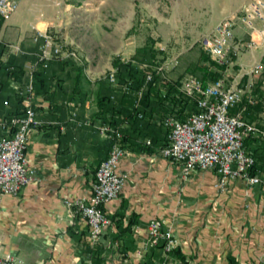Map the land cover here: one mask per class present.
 <instances>
[{
	"label": "crops",
	"instance_id": "1",
	"mask_svg": "<svg viewBox=\"0 0 264 264\" xmlns=\"http://www.w3.org/2000/svg\"><path fill=\"white\" fill-rule=\"evenodd\" d=\"M16 1L18 9L0 19V63L21 67L23 74L17 80L0 70V116L32 107L36 123L28 132L25 155L34 176L17 193L0 195V253L10 252L24 264H159L163 250L147 242L146 230L147 221L157 218L177 239L170 264H264V189L243 177L219 189L216 173L197 167L183 178L179 163L160 153L166 129L152 118L124 125L127 151L117 170L126 176L118 194L102 203L108 222L90 244L85 220L64 200L88 198L94 170L109 147V138L96 128V85L83 98L90 87L77 82L80 91L74 92L71 65L52 60L30 100L23 90L14 94L28 79V65L37 60L36 29L31 28L43 22L24 8L47 0ZM253 39L254 46L234 60L238 75L231 83L248 80L249 68L261 57L263 43L258 34ZM72 110L89 122L77 125ZM252 121L264 123L262 117ZM251 148L258 153L253 172L264 176V145Z\"/></svg>",
	"mask_w": 264,
	"mask_h": 264
},
{
	"label": "built area",
	"instance_id": "2",
	"mask_svg": "<svg viewBox=\"0 0 264 264\" xmlns=\"http://www.w3.org/2000/svg\"><path fill=\"white\" fill-rule=\"evenodd\" d=\"M16 0H0V18L7 19L16 9ZM239 15L232 14L221 18L208 32L201 35L199 44L208 57L217 63H224L227 68L233 63L243 47H251L256 43L251 36L257 31L263 43L261 56H264V14L259 0L248 1ZM262 22V27L255 29V20ZM246 26L248 38L243 39L235 34V24ZM33 39L37 41V60L28 65V79L24 85V96L32 98L33 86L31 70L40 64L45 67L50 59L61 58L63 53L60 43L53 41L52 35L43 29H36ZM2 42L0 40V56ZM161 70V66L157 67ZM224 71V70H223ZM264 63L260 58L255 60L248 70L250 78L242 84L227 83L221 75L214 80L202 83L195 74L184 75L178 88L184 95L195 96L196 110L190 112L183 120L167 115L162 120L166 129L165 143L160 147V153L170 162L180 165V173L186 178L191 168L211 169L216 173L215 186L224 188L226 182L235 177H243L249 183H255L264 189V176L251 171L253 156L243 146V140L250 134L264 137V123L257 124L243 118L242 104L232 110L245 99L253 104L257 95L252 91L254 82L251 78L259 77V103L264 110ZM149 78V74H146ZM108 80L113 83L112 71ZM121 89H125L122 86ZM137 105V101L134 102ZM137 117L141 113L137 112ZM71 119L77 125L88 123L87 119H77L76 112L71 111ZM36 123L32 107L28 104L21 113L0 117V128L8 130L0 134V195L15 194L34 176V169L29 165L25 155V145L28 132ZM99 133L109 138V147L105 157L100 159L91 183L87 199L78 197L65 199L64 204L70 212L77 213L88 226V239L91 245L98 240L100 232L108 222L102 210V203L115 197L123 183L126 173L117 170L120 157L127 151L122 142V132L119 127L107 122L96 125ZM149 143V140H146ZM147 242L150 245L159 244L163 250V258L159 264H170L169 254L176 247L177 239L170 227L162 226L161 220L151 218L146 224ZM0 264H24L10 252L0 253Z\"/></svg>",
	"mask_w": 264,
	"mask_h": 264
},
{
	"label": "rangeland",
	"instance_id": "3",
	"mask_svg": "<svg viewBox=\"0 0 264 264\" xmlns=\"http://www.w3.org/2000/svg\"><path fill=\"white\" fill-rule=\"evenodd\" d=\"M248 1L251 0H47L43 6L24 11L43 21L32 30L48 31L67 53L60 59L65 60L62 64L71 65V81L76 67L82 66L79 82L93 90L95 78L103 77L107 71L113 73L112 61L116 57L125 60L136 54L140 58L143 44L159 50L156 56L162 57V77L181 79L188 73L199 76L197 66L206 63L199 44L201 35L221 18L239 15ZM259 1L264 14V0ZM254 26L259 29L262 22L256 19ZM247 29L240 22L235 24V34L244 40L249 35ZM256 35L257 31H252L251 36ZM259 46L262 50V44ZM246 49L243 47L238 55ZM236 58L222 72L227 83L237 78ZM261 59L264 63V56ZM251 79L254 82L260 78ZM257 117L264 119V111Z\"/></svg>",
	"mask_w": 264,
	"mask_h": 264
},
{
	"label": "trees",
	"instance_id": "4",
	"mask_svg": "<svg viewBox=\"0 0 264 264\" xmlns=\"http://www.w3.org/2000/svg\"><path fill=\"white\" fill-rule=\"evenodd\" d=\"M140 49L142 50L140 58L136 54H133L125 60L116 57L112 61L114 65L113 83L108 80L109 71H107L103 77L95 78L93 81L96 85L94 89V102L96 107L94 115L100 119V122H107L119 127L122 132L123 144L126 139L125 124L131 125L133 122L137 121L138 118H147V121H150V118H152L162 124L163 118L167 115L183 120L190 112L196 110L195 96L184 95L179 90L178 84L180 79H170L160 75L161 70L157 67L160 65L162 57L156 56L159 50L151 44H143ZM201 55L203 60L206 61V63H201L197 66V69L200 71L198 77L201 82L205 83L208 80H214L220 77L225 64L215 62L203 51H201ZM233 58L235 57L233 56ZM52 60L60 64L65 61L60 58H53L49 61ZM0 70L2 75L6 77L12 76L17 80H20L23 74L22 68L16 67L13 64L2 65L0 63ZM43 71L44 67L40 64H36L31 70L33 89L36 84L39 86L42 85ZM146 74H149V78H146ZM81 76L82 66H77L73 75L74 92L80 91L76 83L80 81ZM84 79L87 81L86 78ZM259 81V79L254 81L252 89L257 95L256 101L250 104L246 103L245 99H242V101L232 109L235 110L244 104L245 107L241 114L243 118L248 121L258 118V114L264 111L259 103ZM26 82L27 81H25V83ZM25 83L19 89L14 90L15 95H18V93L23 90ZM122 86H125V89H121ZM89 90L91 89L86 88L83 90V98L87 95ZM114 90L118 91L117 95L113 93ZM115 96L118 98H115ZM135 101H137V105H135ZM24 108L20 111H8L0 117H8L9 115L21 113ZM137 112L141 113V117H137ZM0 129H2V134L8 131L6 128ZM252 144L264 145V137L258 134H250L243 140V146L254 158V163L251 167V171L253 172L258 159V153L255 151V148H251ZM87 250L91 252L96 249L89 247ZM174 251L175 248L172 252Z\"/></svg>",
	"mask_w": 264,
	"mask_h": 264
}]
</instances>
